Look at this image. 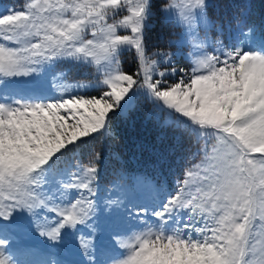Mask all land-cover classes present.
I'll return each mask as SVG.
<instances>
[{
	"label": "snow or ice",
	"instance_id": "1",
	"mask_svg": "<svg viewBox=\"0 0 264 264\" xmlns=\"http://www.w3.org/2000/svg\"><path fill=\"white\" fill-rule=\"evenodd\" d=\"M157 17L178 29L163 47L150 42ZM63 67L85 78L66 83ZM141 105L195 159L166 194L116 171L102 201L96 145ZM32 233L57 250L75 241L83 259L30 248L17 260V236ZM0 264H264V23L247 4L19 0L0 11Z\"/></svg>",
	"mask_w": 264,
	"mask_h": 264
},
{
	"label": "rangeland",
	"instance_id": "2",
	"mask_svg": "<svg viewBox=\"0 0 264 264\" xmlns=\"http://www.w3.org/2000/svg\"><path fill=\"white\" fill-rule=\"evenodd\" d=\"M19 7V0H0V11L3 10V8L5 7ZM255 23V22H254ZM257 26H259L258 23H255ZM178 32V29L174 26L173 23L169 22V21H164L161 20L159 17H157L156 19L153 20L152 22V30L150 32V42L152 45H155L157 47H163L166 45V42L169 38H175V34ZM215 38V37H213ZM185 52H187V49H185ZM130 57H125V60L127 61L126 63H124V67L127 68L129 67V62H130ZM64 71L67 79L64 81L66 83H72L75 82L76 80H82L85 77L83 75L78 74L75 71H71L70 68L68 67H63L62 69H57V71ZM93 77L91 75L88 76V79H92ZM53 76L49 75L48 76V80L52 81ZM131 117H128V115H126L125 117H121V119L124 122H128V119H133V118H137L141 119V121H143L144 123L147 120L151 121V124H148L147 128L150 129V127L152 126V131L157 132L156 130H158L157 136L160 134L161 136H163L168 128V137L170 136V130L171 133H173V135L171 134V138H170V143L168 145L163 146L164 152H159V156L162 155L161 157H167V155H172V157H188V161H186V159H180V161H185V168L190 167L191 166V162L195 159V156L193 155V153L195 152V148L192 147L190 145V141L188 140V138L183 137L176 129V131L173 130L174 127L172 126H166L163 123V120H157L150 112V109L141 105L139 106L135 111L131 112ZM154 122V123H153ZM132 123H130L131 125ZM137 128L140 130L139 133L140 135L143 137V139H145L146 137H150L152 136L151 132L148 131V129H146V125L143 127L141 126V124L136 123ZM155 127V129L153 128ZM157 128V129H156ZM101 144H103V142H100L99 145H96V147H101ZM130 144V143H129ZM137 149V148H135ZM104 150L107 151V149L104 147ZM106 155V154H105ZM175 166V163H174ZM174 166L173 168L169 169V172L172 174V172L174 171ZM184 168V169H185ZM155 170H159V168H156ZM117 171H121L123 172L127 177H128V184L129 186H131L132 184V179L135 177H139V175H134L132 173H128L125 172L124 170H117ZM116 172V171H115ZM113 178L109 177V179L107 180H102L101 181V200L103 201V199L106 196V193L104 192V188L108 187V181L111 180ZM178 178H175V186H176V180ZM153 181V180H152ZM154 182V181H153ZM156 184V183H155ZM159 185V184H158ZM160 186H162L163 190H165L166 188H170V186L168 184L162 183L160 184ZM131 205H129L130 207ZM112 211V209L107 208L104 206V203L101 202L100 206L97 209V213H98V222L101 224L102 227H104L105 221L107 220L110 212ZM87 229L83 230V234L87 235ZM100 240H102L105 244H107L109 242V232L106 228H104V231L102 232L101 236H100ZM99 242V241H98ZM75 241L73 242V246H71V248H65L64 246H60L61 249L63 250H57V249H52L49 247V245L47 244V242L44 240L43 237H40L38 234L32 233L30 236H23L18 235L17 236V240H16V248L19 250L18 253L16 254V259L17 260H26V259H31V256H28L24 253V250L26 249H30V248H34V249H42L45 252H48L49 254H54L57 256V258L62 259V260H66V261H75V260H81L83 259L81 256L78 255L77 250L74 247ZM98 258H102L98 255Z\"/></svg>",
	"mask_w": 264,
	"mask_h": 264
},
{
	"label": "trees",
	"instance_id": "3",
	"mask_svg": "<svg viewBox=\"0 0 264 264\" xmlns=\"http://www.w3.org/2000/svg\"><path fill=\"white\" fill-rule=\"evenodd\" d=\"M214 2H219V0H214ZM224 2L227 4H231V5H235L239 3L247 4L248 10L250 13V20H252L255 23H258L259 25L261 23H264V0H224ZM226 11H228V9L226 8H214L213 15L219 16L223 12H226ZM166 133H168V128H167ZM166 133L164 134V137L166 139L165 144L168 145L170 143L171 135L168 137V134ZM97 145H99V143ZM118 145L119 143L116 139H107L106 141H104V146L107 149V151L104 150V154L107 153V155L104 157L103 164L101 166V171L103 169L102 175L104 177H106L107 174L109 176H112L113 173L117 171L118 168L120 167L119 162H122L124 159V157H112L111 156L113 154V150ZM148 159H150V164H155L156 166H158L157 164L159 163V161L164 160L163 157H150Z\"/></svg>",
	"mask_w": 264,
	"mask_h": 264
}]
</instances>
